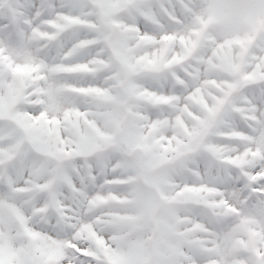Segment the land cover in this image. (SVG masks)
I'll return each instance as SVG.
<instances>
[{
	"label": "snow or ice",
	"instance_id": "1",
	"mask_svg": "<svg viewBox=\"0 0 264 264\" xmlns=\"http://www.w3.org/2000/svg\"><path fill=\"white\" fill-rule=\"evenodd\" d=\"M0 264H264V0H0Z\"/></svg>",
	"mask_w": 264,
	"mask_h": 264
}]
</instances>
